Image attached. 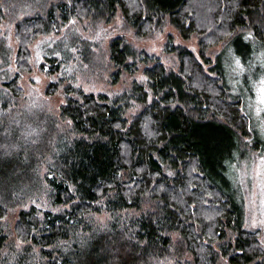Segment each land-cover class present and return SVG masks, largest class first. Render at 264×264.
<instances>
[{
    "label": "trees",
    "instance_id": "trees-1",
    "mask_svg": "<svg viewBox=\"0 0 264 264\" xmlns=\"http://www.w3.org/2000/svg\"><path fill=\"white\" fill-rule=\"evenodd\" d=\"M131 1L0 0V23L15 20L13 47L0 33V264H264L243 190L237 198L218 173L231 153L264 144L219 52L214 61L205 52L244 36L264 49V0ZM119 10L139 39L167 25L196 37L199 57L172 45L177 65L165 68L117 36L107 43L113 81L140 71L145 82L112 96L64 84L59 62L75 54L89 74L105 64L89 53L95 43L61 28L98 27ZM48 32L61 34L43 42L39 65L52 78L45 93L65 99L54 110L19 87L30 44Z\"/></svg>",
    "mask_w": 264,
    "mask_h": 264
},
{
    "label": "rangeland",
    "instance_id": "rangeland-1",
    "mask_svg": "<svg viewBox=\"0 0 264 264\" xmlns=\"http://www.w3.org/2000/svg\"><path fill=\"white\" fill-rule=\"evenodd\" d=\"M87 20H74V24H71L72 27H69L70 25L68 24L67 26H63L61 30L65 31L68 29L76 34H81V36H84L83 38H87L92 43H95L97 46H92L89 53L92 55L93 50L102 52L100 55H103L102 63L105 64V69L101 70V72L96 71L94 74H89L84 71L87 63L82 59L80 54H77V58L75 54L69 61H65L64 63L59 62V70L55 74L56 76L60 74L61 77L65 78L64 84L68 83L70 79L74 80V87L81 89L85 93H106L112 96L122 91L124 92L133 79L142 83L146 81V77L140 71L133 75H122L118 81H113L110 75L112 68L109 69L107 65V43L110 38L112 39L117 36L125 38L139 47V49L141 48L148 54L158 57L165 68H176L177 65L175 55L167 51V48L172 45L185 46L199 57L197 38L193 36L188 40H184L178 34V31L170 25H167L161 33H152L143 39H139L135 36L133 28L126 24L120 10L109 23H101L98 27L93 26L91 23L89 24ZM13 21L15 20L4 18L3 22L0 23V33H7V43L11 47L15 45L12 35ZM169 34L172 36L171 41L168 39ZM60 35V33L48 32L44 36L37 37L30 44L31 54L27 58L30 70L21 75L19 82V87L25 95L33 94L38 96L45 101V105L50 110H54V108L63 104L65 99L58 92L51 96L45 93L47 84L52 78L39 67L44 62L41 45L44 41L48 43L52 42V40L57 39ZM238 43L240 44L239 46L236 39H234L224 47L216 45L205 51L206 56L214 61V55L219 52L216 60L217 68L224 71L227 82L232 86L234 92L243 97V108L251 117L257 137L264 144V49L254 50L250 46L247 48L245 46L247 44L246 36L241 37ZM76 50L74 49V52ZM236 54H241L242 59L236 58ZM98 58L99 56L96 57L94 55L90 59V63H96ZM76 62H78L77 71L73 72V77H69L67 70H72ZM45 67H48L46 62ZM84 74H88L89 76H85ZM230 150L232 152V148ZM231 154L229 158L222 160L223 171L218 173L222 175L227 190L237 194V198L239 197L238 193H242L243 190L245 205L244 208L241 207L242 212L245 213H243V219L247 218V227L261 228L264 232V149H260L259 152L244 149ZM105 219H107L106 215H99L97 216V223H103Z\"/></svg>",
    "mask_w": 264,
    "mask_h": 264
}]
</instances>
